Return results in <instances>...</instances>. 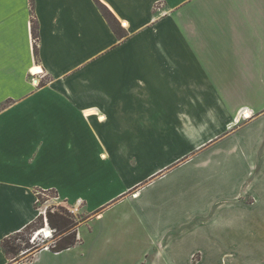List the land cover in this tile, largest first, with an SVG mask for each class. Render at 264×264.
Segmentation results:
<instances>
[{
  "label": "crops",
  "instance_id": "obj_1",
  "mask_svg": "<svg viewBox=\"0 0 264 264\" xmlns=\"http://www.w3.org/2000/svg\"><path fill=\"white\" fill-rule=\"evenodd\" d=\"M99 1L125 38L97 0H0V264L52 190L78 242L14 264H196L235 149L264 148V0Z\"/></svg>",
  "mask_w": 264,
  "mask_h": 264
},
{
  "label": "rangeland",
  "instance_id": "obj_2",
  "mask_svg": "<svg viewBox=\"0 0 264 264\" xmlns=\"http://www.w3.org/2000/svg\"><path fill=\"white\" fill-rule=\"evenodd\" d=\"M38 69L40 70L39 67ZM231 150H233L231 147H224L223 149L227 154H230ZM234 153L250 158L251 164H248V166H244L242 163L236 164L238 165V178L236 181L234 179L230 180V182H236V184H232L227 188V191H229L227 195L222 194L218 202L219 206H213L211 216L217 215V218L213 219L212 225L206 224L207 231L201 232L197 236V247L200 248V251H197L194 255L196 264H264V148L254 150L240 148L235 149ZM222 165L226 174L230 165ZM245 168H247V171ZM229 179L228 177L223 178L221 187L224 190L226 188L225 181L229 182ZM54 195L53 192L49 191L41 193L42 200L38 201L37 208L59 209L63 204ZM227 203L235 207L221 206ZM75 214L78 219L84 216L79 211H76ZM44 218L40 219L38 224L30 228L22 237L26 239L38 228L44 227ZM200 222L204 226V221ZM43 237V235L38 236L35 244L44 243ZM29 239L30 244H34L31 242V237ZM13 242L21 244L23 248L27 247L24 239L19 238L16 241L13 240ZM53 242V239L47 238L44 245L50 247ZM80 250V248L71 250L55 258L50 263H46V261L45 263L81 264V260L85 261L86 259L88 261L87 258L82 257L84 253ZM23 252H25V249L19 252L20 260L31 259L32 254L35 253V251L28 254H23ZM38 264H41V261ZM88 264L94 263L90 260Z\"/></svg>",
  "mask_w": 264,
  "mask_h": 264
},
{
  "label": "trees",
  "instance_id": "obj_3",
  "mask_svg": "<svg viewBox=\"0 0 264 264\" xmlns=\"http://www.w3.org/2000/svg\"><path fill=\"white\" fill-rule=\"evenodd\" d=\"M97 3L100 6V10L110 23L111 27L113 30L121 37L125 38L127 36L124 28L121 26L120 21L117 19V17L114 15V13L107 8V5L102 3L101 1L97 0ZM32 28H33V34L36 39L39 38V33H38V28L36 24V20L34 19L32 22ZM53 192L55 195L54 197L58 196L57 191H49ZM38 201L42 200L41 193L38 194ZM47 219L48 223L50 224L51 227L55 228L57 232L55 233V237L57 239L55 245L50 246L51 251L57 252L60 250H66L71 247H73L77 242H78V225L81 221V218L78 219L76 217L75 212H73L70 208L66 207V205H62L59 207V209L53 210V209H48L47 210ZM44 215H40L38 219L33 222L32 224H28L23 230L18 231L16 233H12L9 236H6L3 241H2V249L4 253L8 256L10 259L9 264H14L18 261H20L19 258V252L23 249H25V252L23 254H28L29 252L32 251H37L41 249L44 245V243H37V244H30V235L28 237H22L24 233H26L30 228H33L36 226L39 222L40 219H43ZM43 227V226H42ZM41 228V227H40ZM38 228V229H40ZM24 239L26 240L27 247L23 248L21 244H17L14 241L17 239ZM30 256V255H29ZM31 257V256H30ZM25 261V260H23Z\"/></svg>",
  "mask_w": 264,
  "mask_h": 264
},
{
  "label": "built area",
  "instance_id": "obj_4",
  "mask_svg": "<svg viewBox=\"0 0 264 264\" xmlns=\"http://www.w3.org/2000/svg\"><path fill=\"white\" fill-rule=\"evenodd\" d=\"M44 220H45V226H44V227H47V226H48V227L51 229V232H50V235H51V236H50V238H48L47 236L43 237V242L45 243L46 240H47V238H48V239H53L54 242H53L52 245H55V243H56V241H57V239H56V237H55V233L57 232V230L49 225V223H48V219H47V216H45ZM41 228H43V227H41ZM36 234H37V231L33 232V234L30 235V237H31V242H32V243H35V241H36V239H37ZM42 235H43V234H42ZM47 246H48V245H47ZM48 248H49V247H48Z\"/></svg>",
  "mask_w": 264,
  "mask_h": 264
},
{
  "label": "bare ground",
  "instance_id": "obj_5",
  "mask_svg": "<svg viewBox=\"0 0 264 264\" xmlns=\"http://www.w3.org/2000/svg\"><path fill=\"white\" fill-rule=\"evenodd\" d=\"M35 72H37V71L35 70ZM50 232H51V229L48 226L43 227V228H40L37 230L36 236L38 237V236L43 234L44 237L47 236L48 238H50V236H51Z\"/></svg>",
  "mask_w": 264,
  "mask_h": 264
}]
</instances>
